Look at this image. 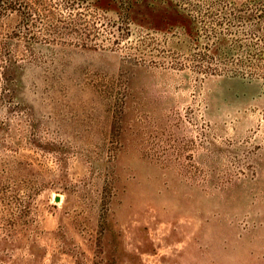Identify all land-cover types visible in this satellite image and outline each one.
<instances>
[{
	"label": "rangeland",
	"instance_id": "rangeland-1",
	"mask_svg": "<svg viewBox=\"0 0 264 264\" xmlns=\"http://www.w3.org/2000/svg\"><path fill=\"white\" fill-rule=\"evenodd\" d=\"M23 1L0 264H264V0Z\"/></svg>",
	"mask_w": 264,
	"mask_h": 264
},
{
	"label": "trees",
	"instance_id": "trees-1",
	"mask_svg": "<svg viewBox=\"0 0 264 264\" xmlns=\"http://www.w3.org/2000/svg\"><path fill=\"white\" fill-rule=\"evenodd\" d=\"M107 1L108 2L105 5H107L108 7V4L112 3L114 0H107ZM140 1L141 0H120V9L123 10V15L126 18H128L133 5L139 3ZM167 1H170V0H167ZM102 3H103V0H65L64 1V4L69 9H73L77 7L78 5L100 8ZM237 7L238 6L236 5V3H233L232 10H236ZM9 11H15V12L23 14V13H27L28 11H30V6L27 5V3L24 2L23 0H5L3 1V5L0 6V12H9ZM259 15L261 17L264 16V4L259 7ZM234 18H235L234 16L227 17L229 21H232ZM262 39L264 41V36L262 37Z\"/></svg>",
	"mask_w": 264,
	"mask_h": 264
}]
</instances>
